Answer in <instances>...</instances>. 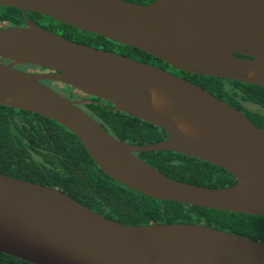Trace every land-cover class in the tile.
I'll use <instances>...</instances> for the list:
<instances>
[{"label": "water", "instance_id": "95a60500", "mask_svg": "<svg viewBox=\"0 0 264 264\" xmlns=\"http://www.w3.org/2000/svg\"><path fill=\"white\" fill-rule=\"evenodd\" d=\"M0 6L24 16L23 26L0 27L1 105L63 125L106 175L139 193L264 217V129L184 77L67 39L28 16L37 12L135 47L182 72L264 86V0H0ZM45 81L107 101L166 137L121 141L79 107L90 98L67 99ZM153 89L166 100L160 108L151 103ZM177 119L191 134L179 131ZM159 150L210 162L236 182L186 183L136 156ZM0 252L34 264H264V241L201 223H122L57 187L4 173Z\"/></svg>", "mask_w": 264, "mask_h": 264}, {"label": "trees", "instance_id": "16d2710c", "mask_svg": "<svg viewBox=\"0 0 264 264\" xmlns=\"http://www.w3.org/2000/svg\"><path fill=\"white\" fill-rule=\"evenodd\" d=\"M129 1L148 3L152 0ZM0 11L1 21H10L13 26L24 22L22 11L16 7L0 6ZM28 16L67 39L116 51L140 61L167 65L140 49L82 31L40 13L28 12ZM183 73L186 79L236 107L264 129V86ZM45 83L53 84L49 81ZM52 87L57 88L59 84ZM67 88L81 98H90V101L81 102L79 107L121 141L147 144L166 137V132L160 127L133 115L114 111L107 101L85 95L70 86ZM136 156L168 177L186 183L219 187L236 182L226 169L182 153L159 150L139 152ZM0 173L57 187L88 208L122 223H201L264 241L263 216L160 200L139 193L106 175L78 137L63 125L38 113L1 104ZM0 264L34 263L0 252Z\"/></svg>", "mask_w": 264, "mask_h": 264}, {"label": "clouds", "instance_id": "9594fccd", "mask_svg": "<svg viewBox=\"0 0 264 264\" xmlns=\"http://www.w3.org/2000/svg\"><path fill=\"white\" fill-rule=\"evenodd\" d=\"M150 98L152 105L156 108H160L161 106L166 104L165 98L154 89L150 92ZM176 127L181 133L191 134L192 130L190 129V127L180 119L176 120Z\"/></svg>", "mask_w": 264, "mask_h": 264}, {"label": "flooded vegetation", "instance_id": "af4514ba", "mask_svg": "<svg viewBox=\"0 0 264 264\" xmlns=\"http://www.w3.org/2000/svg\"><path fill=\"white\" fill-rule=\"evenodd\" d=\"M30 20L33 21L34 23L38 24V25H40L42 23V22H40L37 19H35V20L34 19H30ZM22 24H24V23H22ZM10 25H12L10 21H1L0 20V27H2V26H10ZM151 64H154V65H156L158 67H161V68H163V69H165V70H167V71H169V72H171V73H173L175 75H178V76H181V77H184L185 78V75H184L183 72H181L180 70L171 68L168 65H164L163 63H160V62H154V63L151 62ZM18 68H22V67L18 66ZM26 68L32 70L31 67L30 68L29 67H26Z\"/></svg>", "mask_w": 264, "mask_h": 264}, {"label": "rangeland", "instance_id": "374dc122", "mask_svg": "<svg viewBox=\"0 0 264 264\" xmlns=\"http://www.w3.org/2000/svg\"><path fill=\"white\" fill-rule=\"evenodd\" d=\"M1 12V11H0ZM22 23H24L23 21L19 24V26H23L24 24H22ZM55 84V83H54ZM54 84H52V85H54ZM51 85V86H52ZM55 87V86H54ZM54 87H52L54 90H56L57 92H59L61 95H63L64 97H67V98H73V99H76L77 97H79L80 99H82L77 93H75L74 91H71V90H69L68 88H67V86H63V85H60L59 84V87H57V88H54ZM251 109H253V110H255L256 109V107H251ZM261 112H262V110H261Z\"/></svg>", "mask_w": 264, "mask_h": 264}]
</instances>
